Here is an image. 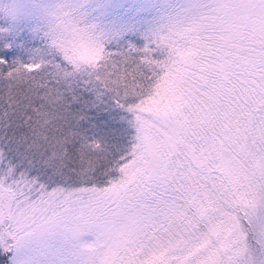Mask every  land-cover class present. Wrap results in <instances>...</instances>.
Listing matches in <instances>:
<instances>
[{
  "label": "snow or ice",
  "instance_id": "snow-or-ice-1",
  "mask_svg": "<svg viewBox=\"0 0 264 264\" xmlns=\"http://www.w3.org/2000/svg\"><path fill=\"white\" fill-rule=\"evenodd\" d=\"M85 15L0 24V251L64 229L87 264L264 256V0H191L140 47Z\"/></svg>",
  "mask_w": 264,
  "mask_h": 264
},
{
  "label": "rangeland",
  "instance_id": "rangeland-1",
  "mask_svg": "<svg viewBox=\"0 0 264 264\" xmlns=\"http://www.w3.org/2000/svg\"><path fill=\"white\" fill-rule=\"evenodd\" d=\"M0 13L8 23L36 30L37 20L49 15L58 0H0ZM83 6L85 22L95 31L126 32L134 26L154 31L163 29L182 17L191 0H79ZM47 23V22H46ZM46 26V25H45ZM92 237L72 238L64 229L38 232L22 242L16 255L10 254L8 264H87L88 248ZM245 248L241 246L240 259L244 264ZM2 252V251H0Z\"/></svg>",
  "mask_w": 264,
  "mask_h": 264
},
{
  "label": "trees",
  "instance_id": "trees-1",
  "mask_svg": "<svg viewBox=\"0 0 264 264\" xmlns=\"http://www.w3.org/2000/svg\"><path fill=\"white\" fill-rule=\"evenodd\" d=\"M1 5V2H0ZM50 13V12H49ZM47 14H43L36 22L34 27L36 31L43 29L47 22ZM8 23L7 19L1 16L0 13V24ZM88 24V22H87ZM154 29L144 28L143 26H134L126 32L119 33H106L107 36L112 39L115 45L127 46L128 44L136 45L137 47L143 46L146 42V37L152 34ZM99 33V32H98ZM7 257L4 256L3 252H0V264H8ZM244 264H264V256H261L255 248L248 246L245 248Z\"/></svg>",
  "mask_w": 264,
  "mask_h": 264
}]
</instances>
